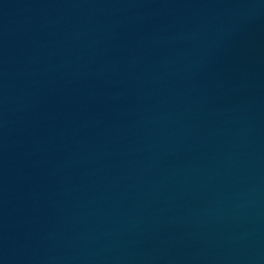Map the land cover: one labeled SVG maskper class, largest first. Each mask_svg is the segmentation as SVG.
<instances>
[{"label": "water", "instance_id": "water-1", "mask_svg": "<svg viewBox=\"0 0 264 264\" xmlns=\"http://www.w3.org/2000/svg\"><path fill=\"white\" fill-rule=\"evenodd\" d=\"M0 264H264V0H0Z\"/></svg>", "mask_w": 264, "mask_h": 264}]
</instances>
